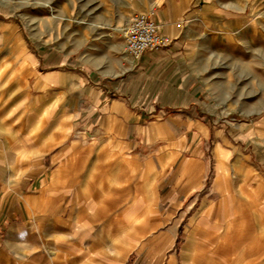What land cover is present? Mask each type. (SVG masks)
Segmentation results:
<instances>
[{
	"label": "crops",
	"instance_id": "1",
	"mask_svg": "<svg viewBox=\"0 0 264 264\" xmlns=\"http://www.w3.org/2000/svg\"><path fill=\"white\" fill-rule=\"evenodd\" d=\"M94 1L113 53L32 49L0 17V264H264V115L213 97L264 0ZM135 14L170 44L127 57L111 28Z\"/></svg>",
	"mask_w": 264,
	"mask_h": 264
},
{
	"label": "rangeland",
	"instance_id": "2",
	"mask_svg": "<svg viewBox=\"0 0 264 264\" xmlns=\"http://www.w3.org/2000/svg\"><path fill=\"white\" fill-rule=\"evenodd\" d=\"M0 9L7 10V15L0 17L14 20L20 25L24 39L32 49L50 46L62 52L73 53L75 57L86 53H91L94 57L101 55L103 50L114 52L109 41L113 33L107 29L102 32L100 28L90 27V24L97 25V17L94 14H100L99 6L94 0H0ZM113 29L115 28H111L112 31ZM86 30L88 35L84 38L81 33ZM34 42H37V45ZM223 73L229 77L214 80L213 96L218 107L216 113L221 119L234 123L262 117L264 36L261 48L248 53L243 63L225 68ZM205 82L210 91V79ZM189 203L186 202L187 205ZM188 228L189 224L185 218L174 246L177 255L187 238ZM145 257L140 254L134 259L144 260Z\"/></svg>",
	"mask_w": 264,
	"mask_h": 264
},
{
	"label": "built area",
	"instance_id": "3",
	"mask_svg": "<svg viewBox=\"0 0 264 264\" xmlns=\"http://www.w3.org/2000/svg\"><path fill=\"white\" fill-rule=\"evenodd\" d=\"M125 55L133 60L139 59L146 51H158L170 44L165 36L148 16L133 15L122 30Z\"/></svg>",
	"mask_w": 264,
	"mask_h": 264
},
{
	"label": "bare ground",
	"instance_id": "4",
	"mask_svg": "<svg viewBox=\"0 0 264 264\" xmlns=\"http://www.w3.org/2000/svg\"><path fill=\"white\" fill-rule=\"evenodd\" d=\"M142 15H144V14H142ZM113 31H115V32H117V33H119V34L122 33V30H121L120 27H117V28L113 29Z\"/></svg>",
	"mask_w": 264,
	"mask_h": 264
}]
</instances>
